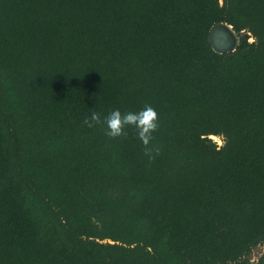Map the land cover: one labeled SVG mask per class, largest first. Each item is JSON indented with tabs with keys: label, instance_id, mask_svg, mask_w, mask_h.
<instances>
[{
	"label": "trees",
	"instance_id": "trees-1",
	"mask_svg": "<svg viewBox=\"0 0 264 264\" xmlns=\"http://www.w3.org/2000/svg\"><path fill=\"white\" fill-rule=\"evenodd\" d=\"M146 104L151 161L134 129L83 123ZM260 245L264 0H0V264H264Z\"/></svg>",
	"mask_w": 264,
	"mask_h": 264
},
{
	"label": "clouds",
	"instance_id": "clouds-1",
	"mask_svg": "<svg viewBox=\"0 0 264 264\" xmlns=\"http://www.w3.org/2000/svg\"><path fill=\"white\" fill-rule=\"evenodd\" d=\"M229 29H231L230 26ZM83 123L88 128L103 125L105 135L110 139L127 138L128 132L126 129L132 128L135 130L136 138L143 146V154L150 161L154 160L155 156L161 152L160 147L152 145L153 134L158 131L160 125L159 115L151 105L146 104L143 109L137 112L128 111L122 113L119 109H115L103 117L99 112L91 111ZM213 137L216 139V136ZM213 137L212 139H214Z\"/></svg>",
	"mask_w": 264,
	"mask_h": 264
},
{
	"label": "water",
	"instance_id": "water-1",
	"mask_svg": "<svg viewBox=\"0 0 264 264\" xmlns=\"http://www.w3.org/2000/svg\"><path fill=\"white\" fill-rule=\"evenodd\" d=\"M226 28V24H218L210 33L209 41L216 52L220 53L234 49V37L232 36L231 30L228 31Z\"/></svg>",
	"mask_w": 264,
	"mask_h": 264
},
{
	"label": "rangeland",
	"instance_id": "rangeland-1",
	"mask_svg": "<svg viewBox=\"0 0 264 264\" xmlns=\"http://www.w3.org/2000/svg\"><path fill=\"white\" fill-rule=\"evenodd\" d=\"M231 30V29H230ZM231 33H232V36L234 37V40H235V44H236V41H237V39H236V36H235V34L232 32V30H231ZM213 136H211V138H212ZM213 138H215V137H213ZM214 140V139H213ZM214 141H217V144H219L220 142H221V140H219L217 137H216V140H214ZM264 250V245H260V246H257V247H255L253 250H252V253H251V255H250V257H251V260L253 261L254 259H256L260 254H261V252Z\"/></svg>",
	"mask_w": 264,
	"mask_h": 264
},
{
	"label": "bare ground",
	"instance_id": "bare-ground-1",
	"mask_svg": "<svg viewBox=\"0 0 264 264\" xmlns=\"http://www.w3.org/2000/svg\"><path fill=\"white\" fill-rule=\"evenodd\" d=\"M228 31H230V29H229V26H227V28H226Z\"/></svg>",
	"mask_w": 264,
	"mask_h": 264
},
{
	"label": "built area",
	"instance_id": "built-area-1",
	"mask_svg": "<svg viewBox=\"0 0 264 264\" xmlns=\"http://www.w3.org/2000/svg\"><path fill=\"white\" fill-rule=\"evenodd\" d=\"M214 140H216V139L214 138ZM220 144H221V142L218 145H220Z\"/></svg>",
	"mask_w": 264,
	"mask_h": 264
}]
</instances>
